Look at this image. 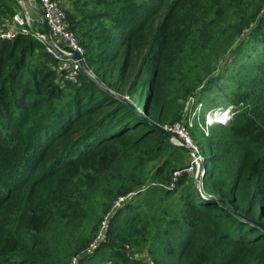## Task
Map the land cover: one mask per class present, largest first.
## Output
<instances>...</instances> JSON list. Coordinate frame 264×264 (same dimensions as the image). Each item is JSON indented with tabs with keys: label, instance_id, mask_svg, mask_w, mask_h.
I'll return each instance as SVG.
<instances>
[{
	"label": "trees",
	"instance_id": "trees-1",
	"mask_svg": "<svg viewBox=\"0 0 264 264\" xmlns=\"http://www.w3.org/2000/svg\"><path fill=\"white\" fill-rule=\"evenodd\" d=\"M61 6L93 78L63 80L32 35L0 42V264H264V232L173 181L188 154L145 121L221 96L231 120L189 129L202 193L264 224V0Z\"/></svg>",
	"mask_w": 264,
	"mask_h": 264
},
{
	"label": "built area",
	"instance_id": "built-area-1",
	"mask_svg": "<svg viewBox=\"0 0 264 264\" xmlns=\"http://www.w3.org/2000/svg\"><path fill=\"white\" fill-rule=\"evenodd\" d=\"M33 1L38 5L42 18L49 29L52 45L47 44L44 41L43 34L37 33L32 29V20L26 11H24L23 15L15 14L10 18L6 28L0 31V42L12 40L17 35H32L46 44L47 52L50 53L57 61L55 71L58 76L65 81L76 83L79 73L83 72L80 62L84 65V50L79 44L77 37L69 27L66 14L61 6L63 0ZM74 55H78L80 59H74ZM196 100H194V95L189 97L185 103L182 119L172 126L162 127L172 135L171 144L184 146L191 149L196 154V156L190 154L191 158L187 165L184 168L177 169L173 172V181L183 174H188L189 176H193L194 174L196 175L199 164H203L204 162L200 149L194 143L189 132V129L193 126L194 121L197 122L205 136H207L208 130L211 126L214 124L227 123L229 121L230 114L232 113L230 110L223 111L216 108L202 114L201 104L195 105ZM185 116L187 117V120H185ZM200 186L202 189V182L200 183ZM123 201V198H118L114 207H118L121 203H123ZM105 228L106 223L103 222L101 230L99 231L95 241L86 250L87 254L92 253L101 242L104 237ZM72 262L75 263V259L72 260Z\"/></svg>",
	"mask_w": 264,
	"mask_h": 264
},
{
	"label": "water",
	"instance_id": "water-1",
	"mask_svg": "<svg viewBox=\"0 0 264 264\" xmlns=\"http://www.w3.org/2000/svg\"><path fill=\"white\" fill-rule=\"evenodd\" d=\"M19 3H22L23 5H26L28 6L29 8H32V6L30 5L29 3V0H17ZM34 11L36 12V14L38 16H40L41 18V21H42V25H43V29H44V41L47 43V44H50L52 45V42H51V38H50V33H49V29L45 23V21L43 20L42 18V15L40 13L39 10H35ZM74 59L76 60H79L80 57L78 55H74L73 56ZM80 65L82 67V71L85 72L87 75H89V73H87V71L85 70V67L83 65L82 62H80ZM90 77H92L91 75H89ZM93 78V77H92ZM107 92L110 93V91L107 90ZM124 103L128 104L129 108L138 113L140 116L143 117V113H141V111H139L138 108H136L133 104L129 103L128 100L126 98H123L121 99ZM152 128H154L156 131H158L162 136H164L170 143H171V140H172V135L167 132L166 130H164L162 127H160L159 125L157 124H154L150 121H148L147 119L145 120ZM178 148H180L181 150H183L184 152H186L187 154H191V155H194L196 156V154L191 150V149H188L184 146H180V145H174ZM205 167L203 166L202 163L199 164V168L197 170V173L195 175V178H194V186H195V191H196V194L198 195V197L203 201V202H206V203H209V204H224L225 206H227L229 209H231L238 217L242 218L243 220L247 221L248 223L252 224L253 226L259 228L262 232H264V224L260 223L259 221L257 220H253V219H250V218H247L246 216L242 215L241 213L237 212L228 202H225L223 200H220V199H215V198H207L203 195L202 193V189H201V186H200V183L202 182L203 178H204V175H205Z\"/></svg>",
	"mask_w": 264,
	"mask_h": 264
},
{
	"label": "crops",
	"instance_id": "crops-1",
	"mask_svg": "<svg viewBox=\"0 0 264 264\" xmlns=\"http://www.w3.org/2000/svg\"><path fill=\"white\" fill-rule=\"evenodd\" d=\"M18 6H16L14 3L9 2L8 0H4L2 3H0V31L4 30L7 26V23L10 20V10L15 11L14 6L20 8L17 12V14H24V11L27 12L28 16L31 18L32 20V29L40 34L44 35V29H43V25H42V21L40 16H38L36 14L35 10H39L38 5L33 1V0H29L30 5L32 6V8H29L26 5H23L22 3H19L16 0ZM8 9V10H7Z\"/></svg>",
	"mask_w": 264,
	"mask_h": 264
},
{
	"label": "rangeland",
	"instance_id": "rangeland-1",
	"mask_svg": "<svg viewBox=\"0 0 264 264\" xmlns=\"http://www.w3.org/2000/svg\"><path fill=\"white\" fill-rule=\"evenodd\" d=\"M197 96H198L197 94L194 95V100H196ZM201 101L204 103V110L205 111H208V110L210 111L211 109H216V108H218L220 110H223V111H228V110H230V112L233 111V108L232 107H228L226 101L221 96H219L218 94H216L214 91L204 92L202 94V96H201ZM140 110L141 109H139V111ZM231 118H232V113L230 114L229 120H231ZM185 120H187V117L186 116H185ZM199 134H200L199 132H196V135H199ZM198 147L200 149L201 155L203 156V154H202L203 151H202L201 148L206 149V145H205L204 139H201L200 140V146L198 145ZM190 158H191L190 157V154H188L187 157H186V163L189 162ZM194 175L191 176L193 179L195 178Z\"/></svg>",
	"mask_w": 264,
	"mask_h": 264
}]
</instances>
